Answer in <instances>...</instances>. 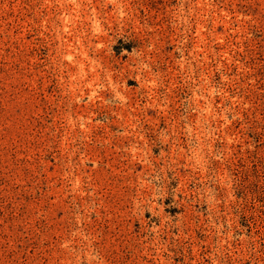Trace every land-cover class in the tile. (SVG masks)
I'll list each match as a JSON object with an SVG mask.
<instances>
[{
	"label": "rangeland",
	"instance_id": "obj_1",
	"mask_svg": "<svg viewBox=\"0 0 264 264\" xmlns=\"http://www.w3.org/2000/svg\"><path fill=\"white\" fill-rule=\"evenodd\" d=\"M0 264H264V0H0Z\"/></svg>",
	"mask_w": 264,
	"mask_h": 264
}]
</instances>
